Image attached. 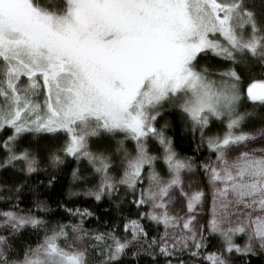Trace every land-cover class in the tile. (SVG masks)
<instances>
[{"label":"snow or ice","instance_id":"6c2138e0","mask_svg":"<svg viewBox=\"0 0 264 264\" xmlns=\"http://www.w3.org/2000/svg\"><path fill=\"white\" fill-rule=\"evenodd\" d=\"M0 264H264V0H0Z\"/></svg>","mask_w":264,"mask_h":264},{"label":"trees","instance_id":"16d2710c","mask_svg":"<svg viewBox=\"0 0 264 264\" xmlns=\"http://www.w3.org/2000/svg\"><path fill=\"white\" fill-rule=\"evenodd\" d=\"M257 78L259 79L260 77L259 76H257ZM182 146H186V142H183L182 143ZM254 260H257L258 258H253Z\"/></svg>","mask_w":264,"mask_h":264}]
</instances>
